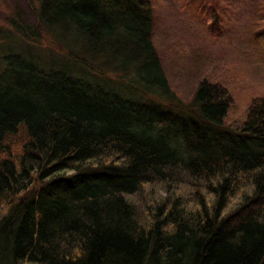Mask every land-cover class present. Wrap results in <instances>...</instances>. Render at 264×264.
<instances>
[{
  "label": "trees",
  "instance_id": "obj_1",
  "mask_svg": "<svg viewBox=\"0 0 264 264\" xmlns=\"http://www.w3.org/2000/svg\"><path fill=\"white\" fill-rule=\"evenodd\" d=\"M125 1L36 0L11 14L23 43H64L92 77L105 76L94 52L128 36V65L112 76L133 79L129 96L2 56L0 264H264V98L235 128L217 83L173 104L152 0ZM59 30L95 51L79 57Z\"/></svg>",
  "mask_w": 264,
  "mask_h": 264
},
{
  "label": "rangeland",
  "instance_id": "obj_2",
  "mask_svg": "<svg viewBox=\"0 0 264 264\" xmlns=\"http://www.w3.org/2000/svg\"><path fill=\"white\" fill-rule=\"evenodd\" d=\"M119 1L121 4L115 6L124 9L127 2ZM34 4L37 6L36 0H0V70L2 56L10 52L45 70L61 68L93 86L131 96L124 82L126 76L133 79L131 75L123 72L112 76L119 66L128 65V54L121 46L128 36L120 34L119 48L113 54L95 51L96 43L85 41L78 33L57 32L65 36L62 39L76 49L73 52L79 57L87 59V54L95 51L92 59L97 60L105 76L92 77L67 59L64 43L47 38L38 45L23 43L8 27L15 9H31ZM152 12V42L173 96L170 101L187 106L201 80L217 83L231 97L225 125H240L251 100L264 98V0H152ZM152 108L160 107L153 103Z\"/></svg>",
  "mask_w": 264,
  "mask_h": 264
}]
</instances>
